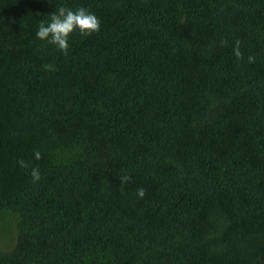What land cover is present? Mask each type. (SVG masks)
I'll return each instance as SVG.
<instances>
[{
  "label": "trees",
  "instance_id": "obj_1",
  "mask_svg": "<svg viewBox=\"0 0 264 264\" xmlns=\"http://www.w3.org/2000/svg\"><path fill=\"white\" fill-rule=\"evenodd\" d=\"M0 264H264V0H0Z\"/></svg>",
  "mask_w": 264,
  "mask_h": 264
},
{
  "label": "clouds",
  "instance_id": "obj_2",
  "mask_svg": "<svg viewBox=\"0 0 264 264\" xmlns=\"http://www.w3.org/2000/svg\"><path fill=\"white\" fill-rule=\"evenodd\" d=\"M101 21L92 13L90 10L84 7H78L73 10L69 7L61 6L50 16V21L45 22L41 20L36 32L37 38L46 40L49 44L57 46L65 54L69 50V37L75 31L79 30L81 35L88 36L94 32L100 30ZM227 40H222L221 45L227 46ZM241 41L236 40L235 46L233 47L234 55L237 59H243V53L240 50ZM248 61L250 63L255 61L254 56H249ZM47 67V66H46ZM35 159L39 160L42 158V154L39 151L34 153ZM17 164L22 169H31V177L33 182L41 179V173L38 166L34 167L30 162L24 159H19ZM121 183L126 184L131 180V176L123 175L120 177ZM146 195V189L143 187L137 189L138 198H143Z\"/></svg>",
  "mask_w": 264,
  "mask_h": 264
}]
</instances>
